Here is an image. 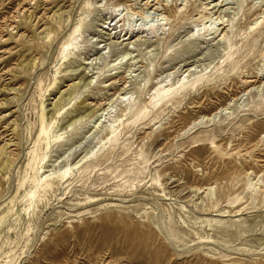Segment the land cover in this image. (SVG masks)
<instances>
[{
    "label": "rangeland",
    "instance_id": "obj_1",
    "mask_svg": "<svg viewBox=\"0 0 264 264\" xmlns=\"http://www.w3.org/2000/svg\"><path fill=\"white\" fill-rule=\"evenodd\" d=\"M0 264H264V0H0Z\"/></svg>",
    "mask_w": 264,
    "mask_h": 264
},
{
    "label": "bare ground",
    "instance_id": "obj_2",
    "mask_svg": "<svg viewBox=\"0 0 264 264\" xmlns=\"http://www.w3.org/2000/svg\"><path fill=\"white\" fill-rule=\"evenodd\" d=\"M150 3V2H149ZM206 10V9H205ZM203 19H206L207 18V16H205V15H202L201 16ZM218 21H220V19L218 20ZM257 22H259V20H257ZM257 22H256V24H257ZM86 25V21L85 20H83L82 22H81V24H80V28H82V27H84ZM79 28V29H80ZM79 29H77L78 31H79ZM226 34V33H225ZM74 46H76V43H75V40L74 39H72V40H70L69 42H67V43H65V45H64V52H66V51H69L70 49H72V48H74ZM64 58H67V55H65L64 56ZM178 85V84H177ZM171 87H173V86H171ZM166 91H168V90H166ZM226 110V109H225ZM215 115H217V113L215 114ZM215 115L210 119V120H213L214 119V117H215ZM204 119V118H203ZM41 125H42V128H41V131H40V134H38L39 135V138H38V140H37V143L38 142H40L41 140H42V136L43 135H47L48 134V127L47 126H45V116H44V114H42V117H41ZM37 145V144H36ZM31 154L34 156V158H33V161H37L38 160V158H37V148L35 147V149H33L32 151H31ZM30 155V154H29ZM42 160H44V159H41V161L39 162V163H42ZM28 165V164H27ZM30 166H33V163H32V165L30 164ZM36 168V167H35ZM35 171V170H34ZM67 176V175H66ZM45 180V179H44ZM23 184V183H22ZM50 188V187H49ZM198 190H201V188H198ZM209 194H212V191H213V187H210L209 189ZM32 202V201H31Z\"/></svg>",
    "mask_w": 264,
    "mask_h": 264
}]
</instances>
